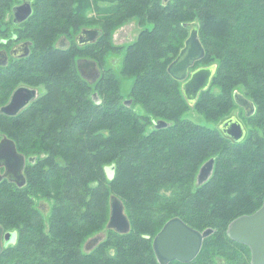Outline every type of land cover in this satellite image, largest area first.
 <instances>
[{
    "label": "trees",
    "instance_id": "1",
    "mask_svg": "<svg viewBox=\"0 0 264 264\" xmlns=\"http://www.w3.org/2000/svg\"><path fill=\"white\" fill-rule=\"evenodd\" d=\"M19 1L0 0V14ZM32 4L24 31L41 51L30 60L46 93L16 115L0 112V136L14 139L27 158L24 185L0 181V225L16 231L15 241L0 251V264H161L152 241L174 216L213 232L193 260L167 264H252L250 247L232 239L227 228L264 199V0ZM133 16L143 27L137 38L115 45L113 29ZM194 23L204 47L195 65H216L194 107L215 123L232 115L237 92L250 99L254 109L246 113L249 125L240 140L185 116L191 105L168 66ZM84 27L102 32L81 45L72 32ZM60 35L70 38L69 48H55ZM122 48L120 71L133 77L128 98L111 69L92 86L74 66L77 54L103 62ZM158 119L170 125L156 128ZM211 157L213 171L198 183V171ZM111 194L122 199L131 228H107L106 237L85 250L83 242L107 224Z\"/></svg>",
    "mask_w": 264,
    "mask_h": 264
},
{
    "label": "water",
    "instance_id": "2",
    "mask_svg": "<svg viewBox=\"0 0 264 264\" xmlns=\"http://www.w3.org/2000/svg\"><path fill=\"white\" fill-rule=\"evenodd\" d=\"M165 2L167 0H164ZM15 21H22L28 18L33 11L31 0H24L20 4L13 6ZM102 30L99 27H84L77 35V42L85 44L97 39ZM29 41L25 42L28 44ZM204 55V47L199 38L197 23L193 24L185 44L176 58L169 64L168 71L182 82L183 93L189 103H194L202 90L206 89L211 82V78L216 70V65L200 66L192 71L190 68L197 60ZM97 62L89 61L87 67L96 66ZM87 72H85L86 74ZM33 91L25 88L14 92L10 100L1 107V112L7 115H16L24 108L33 96ZM96 96V93L94 94ZM236 101L245 106L246 113L250 114L254 109L253 102L241 93L235 94ZM128 105L132 103L129 98L125 101ZM170 122L158 119L155 122L156 128H164ZM219 128L228 136L235 140L242 139L246 134L243 123L235 116L224 119ZM26 156L17 149L14 139L3 134L0 136V181L7 178L11 182L22 186L26 183L24 173ZM31 161L35 160L30 156ZM214 158L206 160L200 167L197 174L198 183L208 179L214 168ZM3 168V170H2ZM111 176L112 166L107 167ZM107 227L121 233H126L131 228L130 219L126 213L125 205L120 197L115 194L110 195V216ZM213 232L212 228L203 231L192 227L181 217L174 216L168 219L153 239V246L158 260L161 264H167L172 260L189 262L193 260L202 248L204 238ZM228 235L239 242L245 243L251 250L252 264H264V200L261 206L251 213L241 214L235 217L228 225ZM4 237V244L2 238ZM16 239V231H4L0 225V251ZM102 239L93 237L85 250H91Z\"/></svg>",
    "mask_w": 264,
    "mask_h": 264
},
{
    "label": "flooded vegetation",
    "instance_id": "3",
    "mask_svg": "<svg viewBox=\"0 0 264 264\" xmlns=\"http://www.w3.org/2000/svg\"><path fill=\"white\" fill-rule=\"evenodd\" d=\"M23 1L24 0L15 3L13 6H15L16 4H20ZM13 6L11 7L12 12H9V20L12 19L13 24L18 25L19 28H23L24 30L27 20L31 15L22 21H15V13L13 11ZM22 24L25 25L20 27V25ZM10 25L11 22L9 21L7 27H4L3 30L2 27H0V112L1 107L10 100L14 92L18 89L25 88L34 92L27 105H29L32 101L38 99L44 93H46L45 80L40 74L34 71V67L32 66L30 60L33 55L40 54L41 51L37 52V50L33 48V43L30 38H20V30H15ZM27 41H29V43L25 44V42ZM70 45V41H65L61 39L55 43V48H69ZM90 57L91 58H79L76 62V66L78 72L83 78H85L89 82H95L99 78L101 73L98 70V64H96V66L89 65L87 67L89 61L96 62L94 57ZM85 72L87 73L85 74ZM44 84L45 89L42 90ZM243 107L245 108V106ZM24 108H22L21 111ZM233 116L235 115L232 114L228 118H231ZM237 118L243 123V121L239 117ZM3 238L2 243L4 244L5 240H3Z\"/></svg>",
    "mask_w": 264,
    "mask_h": 264
},
{
    "label": "rangeland",
    "instance_id": "4",
    "mask_svg": "<svg viewBox=\"0 0 264 264\" xmlns=\"http://www.w3.org/2000/svg\"><path fill=\"white\" fill-rule=\"evenodd\" d=\"M22 1V0H20ZM19 1V2H20ZM18 3V2H17ZM9 12H12V9H11V6L9 8H6L5 10H3L0 14V27H2V30L4 29V27H7V24L8 22L10 21L11 22V27L15 30H20V38H28L27 36L29 35L28 33H26V31L23 30V28H19L18 25L16 24H13L12 23V19L9 20ZM25 24H22L20 25L23 26ZM142 25L140 24V21L138 19L137 16H133L129 19H127L126 21L122 22L121 24L117 25L113 31H112V42L117 45V46H123L125 47L126 45H128L129 43L133 42L139 32L141 31L142 29ZM22 29V30H21ZM79 32H75L74 34V31L72 32V35H73V38L75 40H77V35H78ZM71 37V35H68ZM61 35L57 38L56 41H59V40H65V41H70V38L68 37H65V36H62L61 38ZM55 41V42H56ZM79 44V43H78ZM37 50V52L39 51V48L36 47L35 48ZM123 48L121 50H116L114 52H109L108 54H106L105 58L103 59V62H100V61H97V64H98V70L100 73L103 72L104 69H111L113 72H115L116 75H118L120 77V83H121V90H122V93L123 95L128 98V92L130 91L131 89V85H132V82H133V77H128V76H125V75H122L120 69H121V65H122V58H123ZM90 53H88V55H75L74 56V66L75 68L77 69V66H76V62L79 58L81 57H88V58H91L90 57ZM95 59V58H94ZM196 63V62H195ZM202 65H193L190 70L192 71L193 69L197 68V67H200ZM88 83L92 84V86H94V82H89ZM45 89V84H44V87L42 88V90ZM132 102H133V99H132ZM190 108L186 111L185 113V116L186 117H189V118H192L193 120L195 121H198L199 123H203V124H209V125H216V126H219V124L222 122V121H218V122H207L206 119L204 118V115L201 113V110H198L196 107H194V103H190ZM136 109L140 112V113H143L144 112V108L142 107V105L140 104H136ZM233 115L239 117L245 127H246V130L248 128V120H247V117H246V110L245 108L239 104L238 102L235 103V108L232 110V113ZM264 200V199H263ZM41 208L43 210V214L44 216H47L48 215V212H49V205L47 204L46 201L42 200L41 201ZM110 216V214H109ZM109 220V219H108ZM108 223V221H107ZM107 224L106 226L98 231L95 235L93 236H90L88 237L84 242H83V249H86V247H91L92 245H88V242L93 238V237H106V229H107ZM4 231H12V230H4ZM4 240V238H3ZM218 261L220 263H225L226 262V257L225 256H218L217 257ZM174 264H178V263H174Z\"/></svg>",
    "mask_w": 264,
    "mask_h": 264
},
{
    "label": "bare ground",
    "instance_id": "5",
    "mask_svg": "<svg viewBox=\"0 0 264 264\" xmlns=\"http://www.w3.org/2000/svg\"><path fill=\"white\" fill-rule=\"evenodd\" d=\"M153 242V241H152Z\"/></svg>",
    "mask_w": 264,
    "mask_h": 264
}]
</instances>
